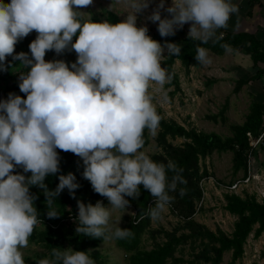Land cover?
<instances>
[{"label": "trees", "instance_id": "16d2710c", "mask_svg": "<svg viewBox=\"0 0 264 264\" xmlns=\"http://www.w3.org/2000/svg\"><path fill=\"white\" fill-rule=\"evenodd\" d=\"M15 10L16 4L0 0V41L17 44L19 51L16 58H9L6 75H0V80H7L13 66H23L27 71L32 69L44 97L43 103L38 102L30 90L20 88L18 81L0 86V94L4 98L16 99L17 116L10 123L6 122L15 124L14 130L22 147L19 153L11 152L8 156L10 152L4 136L8 124L0 125V184L12 199L11 203L4 205L0 193V209H6L1 218L6 231L0 227L3 247L7 250L27 239L41 243L48 256L45 264H84V256L90 259L88 264H103L104 257L97 247L108 234L101 227L94 206L116 200L120 208L129 206L134 211L125 225L116 227L108 235L125 255L127 264H218L226 251L230 252L229 264L239 259L247 236L251 233L256 238L264 230V199L256 200L253 194L248 193L242 196L223 194V209L236 217L229 235L196 223L192 216L202 197L199 181L208 176L199 160L213 152L231 151L232 174L241 170L240 177L246 175L247 134L256 135L264 119V94L261 99L251 102L243 123L232 125L231 136L224 138L212 132L186 129L151 115L144 109L140 97L134 98L137 112L129 109L118 112L110 108L100 113L90 127L112 117L106 131L108 144L112 147L109 162L117 163L119 168L114 171L111 182L98 181V171L90 170L89 161L79 162L77 159L74 120L66 116V110H54L55 103L59 101L43 59L57 47L64 51L69 49L71 53L87 50L97 35L110 30L118 33V44L112 52L101 55L97 63L118 57L130 63L139 42L166 46L168 52L163 65L171 78H175L171 71L175 60L188 69L199 64L203 50L215 55L227 50L238 51L248 55L257 68L250 77L236 80L232 89L236 92L249 80L264 77V46L260 41L247 32H222L219 28L222 18L216 21L206 37H179L171 30L155 28L153 31L143 30L138 37L127 38L126 25L114 13L107 12L104 19L92 17L90 21L62 16L58 20V30L48 34L42 46L21 35L14 22ZM27 71L22 77L30 80ZM211 118L215 120L214 116ZM126 120L129 125L125 124ZM150 125L158 128L155 140L162 152L150 156L145 173L133 163L132 149L146 143ZM117 136L121 137L119 142H116ZM177 137L183 139L180 145L167 141V138ZM21 152H25L26 157H21ZM6 172L12 173L9 179L4 175ZM154 202L167 203L171 212L182 220L183 231L178 235L175 231L164 233V241L145 249L141 246V234L149 223L150 215L157 212L152 205ZM69 219L73 221L65 227L64 221ZM37 223L42 225L41 230L35 229ZM63 239L71 246V251L66 254L59 251ZM186 242L193 251L196 248L191 259L174 257L176 248ZM39 257L31 259L29 264L38 262Z\"/></svg>", "mask_w": 264, "mask_h": 264}, {"label": "rangeland", "instance_id": "374dc122", "mask_svg": "<svg viewBox=\"0 0 264 264\" xmlns=\"http://www.w3.org/2000/svg\"><path fill=\"white\" fill-rule=\"evenodd\" d=\"M2 1L16 4L14 22L21 35L42 46L46 43L47 35L58 30V20L62 16L79 17L90 21L92 17L104 19L107 12L114 13L126 25L127 38L138 37L143 30L153 31L155 28L169 29L179 37L186 35L187 32L197 35L196 30H188L180 23L175 0ZM117 34L116 31L110 30L105 34L97 35L93 45L84 51L71 53L69 49L64 51L57 47L51 55L43 59V63L47 66V75L54 86V94L59 101L55 103L54 110L64 109L67 111L66 116L74 120L78 142L77 159L79 162L84 159L89 161L90 170L98 171V181L111 182L114 171L119 168L117 163L109 162L112 147L108 144L106 131L112 117L109 116L106 122H98L90 127L100 113L110 108H115L118 112L126 109L137 112L134 98L140 97L144 109L151 115L175 122L186 129L212 132L224 138L231 136L232 125L243 123L251 102L261 99L264 94L263 77L249 80L236 92L232 90L238 78L244 79L256 69L246 54L243 60L242 57L238 59L233 54H226L227 52L215 55L203 50L199 64L191 65L188 69H184L175 60L171 65L175 78L167 74V69L163 65L168 52L166 46L159 47L139 42L135 46L130 63L124 61L122 57L97 63L96 60L101 55L112 52L118 44ZM207 34L199 32L197 37ZM18 52L17 44L12 42L4 44L0 41V75H6L9 58H16ZM26 71L23 66H13L10 74L7 75V80H0V86L18 81L22 90L27 88L37 97L38 102L43 103L44 94L35 71L28 69L27 75L30 80L22 77ZM254 83L256 86L253 85ZM0 105V125L4 127V123L8 124L6 121L10 123L17 116L18 107L14 97L6 99L2 94H0ZM213 116L215 120H212ZM125 124L129 125L128 120ZM5 129L4 136L10 152L8 156H11V152L19 153L22 147L18 142L17 131L14 130L15 124H8ZM157 132L158 128L150 125L147 129L146 143L132 149L133 163L145 173L150 156L162 152L155 140ZM124 138L129 139V137ZM120 140L121 137L117 136L116 142ZM167 141L173 145H180L183 139L167 138ZM21 153V157H26L25 152ZM231 159V151H226L213 152L199 160V164L204 165L207 170L208 176L202 177L199 181L202 197L196 204L192 216L196 223L211 231L219 229L226 235L231 233L236 217L223 209L225 193L223 186L240 178L241 175V170L232 174ZM252 172L256 173L258 180H250L243 186V191L237 190V194L241 196L244 193L253 194L256 199H260L259 191H264V168L260 170L259 167L258 172L254 170ZM4 175L9 179L12 173L6 172ZM12 177L15 178V174ZM0 193L4 205L11 203L10 195L4 193L1 184ZM117 203L116 200H110L105 205L94 207L100 225L108 235L116 227L125 225L134 214L131 207L120 208ZM152 205H155L157 212L150 215L149 223L141 234V246L145 249H150L154 244L164 241V233L175 231L178 235L183 231L182 220L171 212L167 203L154 202ZM5 211V208L0 209V227L4 232L6 229L1 218ZM70 221L73 220L64 221V226H69ZM35 229L41 230L42 225L37 223ZM108 235L97 247L99 254L104 257L103 264H127L125 255ZM62 241L59 251L66 254L71 251V246L66 239ZM194 251L186 242L176 248L173 256L189 260ZM37 256H40V260L34 264L46 263L48 256L40 242L25 239L19 245L6 250L0 240V264H29L31 259ZM229 260L230 252H223L218 264H229ZM83 261L84 264L91 263L87 256L83 257ZM233 264H264V230L256 238L252 237L251 233L247 236L243 244L242 256Z\"/></svg>", "mask_w": 264, "mask_h": 264}, {"label": "crops", "instance_id": "0c3cea01", "mask_svg": "<svg viewBox=\"0 0 264 264\" xmlns=\"http://www.w3.org/2000/svg\"><path fill=\"white\" fill-rule=\"evenodd\" d=\"M175 1V4L178 7L177 14L180 16V23L188 28V30L194 29L197 31V35L189 32H187L186 35L197 37L199 32H205L208 34L204 37L209 36L211 29L214 27L216 21L222 18V24H220L219 27L222 32L251 33L264 46V0ZM198 28L200 30H198ZM224 53L233 54L235 58L239 59L242 57L243 60H245L244 54L241 52L227 50ZM252 66L254 65L252 64ZM254 67L257 68L256 66ZM252 74H249L248 76L250 77V75ZM248 76H246L245 79ZM253 85L256 86L255 83ZM259 167L260 170L264 168V149L259 151L255 157L254 171L258 172Z\"/></svg>", "mask_w": 264, "mask_h": 264}, {"label": "built area", "instance_id": "2783aa9c", "mask_svg": "<svg viewBox=\"0 0 264 264\" xmlns=\"http://www.w3.org/2000/svg\"><path fill=\"white\" fill-rule=\"evenodd\" d=\"M247 144H248V151L246 155L247 156L246 175L242 178L240 177L235 181H232L229 184L227 183L226 185H224L223 187L225 193L237 194V190L239 192L243 191L244 190L243 186L248 184L250 180L253 179L258 180L256 173L252 171L254 170V162H255L256 154L264 149V119L256 135L247 134ZM259 194H260L259 198L264 199V191H259ZM260 199H256V200H260Z\"/></svg>", "mask_w": 264, "mask_h": 264}, {"label": "clouds", "instance_id": "9594fccd", "mask_svg": "<svg viewBox=\"0 0 264 264\" xmlns=\"http://www.w3.org/2000/svg\"><path fill=\"white\" fill-rule=\"evenodd\" d=\"M125 206V205H124ZM95 207V206H94ZM127 207V206H126Z\"/></svg>", "mask_w": 264, "mask_h": 264}]
</instances>
